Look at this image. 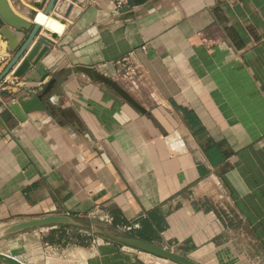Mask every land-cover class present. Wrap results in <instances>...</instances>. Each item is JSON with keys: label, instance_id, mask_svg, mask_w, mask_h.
I'll return each mask as SVG.
<instances>
[{"label": "crops", "instance_id": "1", "mask_svg": "<svg viewBox=\"0 0 264 264\" xmlns=\"http://www.w3.org/2000/svg\"><path fill=\"white\" fill-rule=\"evenodd\" d=\"M71 2L59 0L52 16ZM0 43L2 73L14 55ZM77 67L116 80L144 112ZM52 79L47 113L0 130L5 257L171 263L87 229L74 255L62 247L65 226L3 236L19 222L68 215L199 264L246 263L236 238L264 258V0H79L41 61L0 84V102L41 94ZM13 246H26L30 260Z\"/></svg>", "mask_w": 264, "mask_h": 264}, {"label": "water", "instance_id": "2", "mask_svg": "<svg viewBox=\"0 0 264 264\" xmlns=\"http://www.w3.org/2000/svg\"><path fill=\"white\" fill-rule=\"evenodd\" d=\"M26 1L33 7V9L24 8L21 5V0H12L18 11L27 16L29 21H26L16 15L12 11L7 0H0V36L3 40L8 42V50L14 55L7 68L2 72V74H0V84L9 75H13L15 78L24 77L50 51L54 41L59 37V35L50 34V32L46 33L50 37L47 35L40 36L44 28L40 24L36 23L38 10L42 11L45 15L51 16L59 0H49V3L45 8L43 3L44 0ZM78 1L79 0H72L71 4L64 13L66 20H61L63 23H66V21L71 17L74 5ZM75 71L82 72L88 75L91 79L101 82L114 90L136 109L144 112L143 108L113 78L92 68L77 67L75 68ZM56 82V79H52L44 88L42 93L36 96L25 95L17 101H12L7 104L1 101L0 130H9V126L13 120H16L19 123L26 122L29 114L35 112L47 113L48 107L45 99L53 91ZM57 226L84 228V226L74 217L68 215H51L14 224L4 231L3 236ZM93 233L125 246L141 250L158 258H162L169 262L176 264H199L188 257L170 251L164 247L139 238L121 234L108 227L102 228L95 226L93 227ZM0 264L14 263L9 258L0 255Z\"/></svg>", "mask_w": 264, "mask_h": 264}, {"label": "rangeland", "instance_id": "3", "mask_svg": "<svg viewBox=\"0 0 264 264\" xmlns=\"http://www.w3.org/2000/svg\"><path fill=\"white\" fill-rule=\"evenodd\" d=\"M64 7H65L64 5L60 6V8H59L60 11H58V14H60L61 12H64L65 13V8ZM62 16H63L62 19L65 20L66 19L65 16L64 15H62ZM43 31H44V29H43ZM44 33H45V31H44ZM2 68H3L2 67V64H0V74H2L1 73ZM76 219L84 226V228L67 227V228H69V230H71L70 231L71 232L70 233L71 235L70 236H67V238L64 239L66 241L63 242L64 245L62 246L63 249H64V251H65V253H66V255L67 254H71V255L77 254V251H79V249H81V247H83V245H82V242H83L82 239H80V238L77 237V235H79V234L80 235L81 234L83 235V233L86 232V231H83L82 229H87V230H89V232H92L93 231V227H95V226H99V227H102V228H107V226L104 223L102 224L101 222H98V221H88V219H86V218H76ZM31 231H34L35 232V231H38V229L37 230H31ZM116 232H118V231H116ZM233 233H235V232H233ZM71 236H73V237L70 238ZM98 236H101V235H98ZM234 236H236V233H235V235L234 234L232 235V238L233 239H235ZM78 242H80V243H78ZM235 245H236V249L237 250H239L240 245H242L241 246L242 247V250L245 249V248L247 249L246 252H248L249 258H248V261L246 263H243V264H264V258L261 255H259V254L257 255L256 254V253H258L257 247H256V245L252 241L248 240L247 242H243V241L240 242L239 241V238H236ZM2 246L3 245L0 244V247H2ZM12 248H13L12 251L14 253H19V256H21L24 260H26V261L30 260V258H31V252L30 251L28 252L26 250V246L25 247L24 246L23 247L13 246ZM2 249L3 248H1L0 250H2ZM168 249L170 251H173L175 253H178L180 255H183L182 252H180V250H178L175 247H169ZM0 255H2V256H10L6 252H0ZM255 255L259 256V258H257V260L255 258ZM183 256L188 257L189 259H191L193 261H196V262L198 261L197 260L198 259L197 257L191 256V255H183ZM7 258H10V257H7ZM69 258L70 257H68V259ZM161 260H163V259H161ZM163 261L166 262L165 260H163ZM172 263L173 262H171L170 264H172ZM198 263H200V262H198ZM239 264H241V263H239Z\"/></svg>", "mask_w": 264, "mask_h": 264}, {"label": "bare ground", "instance_id": "4", "mask_svg": "<svg viewBox=\"0 0 264 264\" xmlns=\"http://www.w3.org/2000/svg\"><path fill=\"white\" fill-rule=\"evenodd\" d=\"M37 14L38 15L36 17V23L40 24L44 28L45 33L50 32V34H57V35L60 36L66 30L67 24H68V20L66 21V23H63L61 21V20H64V19H62V17H63L62 15L61 16L56 15L55 17H53L52 15L51 16L45 15L42 11H38ZM47 36H49V35H47ZM4 231H3V233H4ZM160 259H162V258H160Z\"/></svg>", "mask_w": 264, "mask_h": 264}, {"label": "built area", "instance_id": "5", "mask_svg": "<svg viewBox=\"0 0 264 264\" xmlns=\"http://www.w3.org/2000/svg\"><path fill=\"white\" fill-rule=\"evenodd\" d=\"M117 5H118V8H122V6H123V1H118V2H117Z\"/></svg>", "mask_w": 264, "mask_h": 264}, {"label": "trees", "instance_id": "6", "mask_svg": "<svg viewBox=\"0 0 264 264\" xmlns=\"http://www.w3.org/2000/svg\"><path fill=\"white\" fill-rule=\"evenodd\" d=\"M80 239H83V237H82V235H80V237H79Z\"/></svg>", "mask_w": 264, "mask_h": 264}]
</instances>
